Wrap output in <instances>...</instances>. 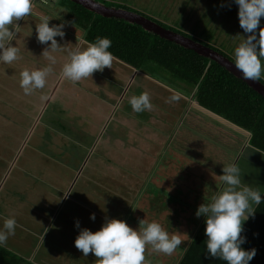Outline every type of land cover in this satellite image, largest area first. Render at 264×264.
Masks as SVG:
<instances>
[{"label":"rangeland","instance_id":"374dc122","mask_svg":"<svg viewBox=\"0 0 264 264\" xmlns=\"http://www.w3.org/2000/svg\"><path fill=\"white\" fill-rule=\"evenodd\" d=\"M125 1L130 10L171 26L182 25L178 28L191 30L204 43L233 58L240 35L246 36L234 0ZM57 42L64 50L50 53L55 64L43 55L46 44L37 38L35 43L29 42L35 51L29 61L35 64L30 67L42 69L39 64H51L61 72L73 44L66 37ZM27 53H18V62L27 59ZM21 67L16 70L15 61L0 62V70H4L0 72V228L6 218L15 217V235L4 245L10 251L28 255V247L36 241L28 230H34L33 225L42 227L37 218L30 220L34 215L47 221L52 217L51 228L59 225L58 234L49 228L50 233L40 235L38 254H30L39 264H97L92 253L85 257L75 247L77 220L81 228L92 231L105 218L123 219L134 229L143 219L155 220L170 234L188 239L187 232L199 217L193 214L191 222L187 206L176 212L170 205L160 206L156 196L171 199L175 194L197 206L207 202L221 186L223 165L234 161L241 168L242 183L263 193L264 153L244 146L248 133L240 128L242 135L191 96L169 86L163 81V72L159 74L165 79H156L114 57L112 68L105 67L76 83L51 72L46 84L51 88L49 95L56 92L57 100L47 101L48 89L43 88V98L24 93L20 73L28 67ZM144 92L149 94L152 108L140 116L128 101ZM174 96L179 97L171 99ZM151 185L158 188V194L149 192ZM92 213L95 220L90 219ZM178 253L180 247L167 256L148 245L146 264H173Z\"/></svg>","mask_w":264,"mask_h":264},{"label":"clouds","instance_id":"9594fccd","mask_svg":"<svg viewBox=\"0 0 264 264\" xmlns=\"http://www.w3.org/2000/svg\"><path fill=\"white\" fill-rule=\"evenodd\" d=\"M234 3L238 5L240 27L246 34L240 35L241 39L234 48L235 66L244 80L259 81L264 78V26H261L264 0H234ZM33 6V0H0V62L11 64L18 59L19 48L12 42L19 33L18 21L32 15ZM52 18L45 14L38 16L36 38L40 44L50 42L43 55L47 56L51 64H55V57L50 53L64 50L56 37L64 38L65 23L50 26ZM55 18L59 19V16ZM75 44L76 47L67 50L68 59L61 71L64 79L76 83L92 77L94 72H103L105 67L112 68L110 38L97 37L94 42H88L82 37ZM51 64L42 69H24L20 73V87L26 95L45 87L47 77L53 71ZM134 71L143 72L138 69ZM177 98L174 96L171 99ZM128 103L136 113L152 108L150 96L146 92L133 95ZM222 173L219 176L222 182L220 188L207 202L200 204L195 213L197 217L205 218L206 255L219 258L226 264H249L256 255V249L246 250L242 247L246 243L242 233L244 223L250 217H255L256 208L264 202L262 191L242 183L241 168L235 161L223 165ZM90 219L95 220L94 213L90 214ZM16 227L15 217L4 220L0 228V247L6 245L9 236L15 235ZM75 227L79 229L75 247L85 257L92 253L97 258V264H146L145 251L148 245L154 252L172 256L183 241L191 243L190 239L182 238L181 235L170 234L155 220L149 222L143 219L135 229L119 218H105L96 231L81 228L79 220L75 222ZM187 251L185 246L181 256Z\"/></svg>","mask_w":264,"mask_h":264},{"label":"trees","instance_id":"16d2710c","mask_svg":"<svg viewBox=\"0 0 264 264\" xmlns=\"http://www.w3.org/2000/svg\"><path fill=\"white\" fill-rule=\"evenodd\" d=\"M100 2L108 6L129 10L131 8L126 5L125 0H100ZM60 4L65 8L69 22L82 30L84 40L94 42L97 37L110 38L112 45L109 51L114 58L134 69L149 73L156 79L166 78L163 81H166L169 86L173 85V87L179 88V92L182 94L191 96V99L200 107L249 133L248 144L264 153V97L243 80L234 76L214 60L174 41L146 31L136 23L96 14L71 0H60ZM139 13L165 28L209 46L235 63L234 58L219 47L204 43L202 39L192 34L191 30L186 32L178 28L182 25L171 26L147 14ZM201 33L202 30L199 35ZM161 72L166 74L165 78L160 76ZM260 81L264 84L263 78ZM136 114L145 116L144 112ZM151 186L149 192L158 194V188ZM142 189L144 187H141L140 191ZM156 198L159 199L160 206L170 205L176 212L179 209L183 212L185 207L182 206H187L191 222H193L192 218L196 208L200 205L188 204L183 198L177 199L175 194L171 199H167L166 196L163 198L160 194ZM176 200H179L178 204H176ZM262 200H264V191ZM194 217L197 216L194 215ZM131 218L136 221L135 218ZM198 220V222H194V228L187 232L191 243L183 241L180 246L181 253L187 246V253L183 256L178 253L179 258L173 264H226L219 258L206 255L205 218L201 216ZM242 235L246 237V243L242 247L246 250L256 249V255L249 264H264V202L256 208L255 217H250L244 223ZM0 264L36 263L3 246L0 247Z\"/></svg>","mask_w":264,"mask_h":264},{"label":"crops","instance_id":"0c3cea01","mask_svg":"<svg viewBox=\"0 0 264 264\" xmlns=\"http://www.w3.org/2000/svg\"><path fill=\"white\" fill-rule=\"evenodd\" d=\"M33 13L32 15L30 16H27L23 19H21L20 21H18V24H19V33H17V37H16V40L15 41V44L16 46L19 48V53L20 52H25V50H28L29 53H27L28 55V58L27 59H24L23 62H18V59L15 61V67H16V70H21L22 67H28V70H34L30 67L31 64H35V61L33 63L29 62L30 60H33V57L35 56V51H31V49L29 48V46L33 45L32 43L29 44V42H33L35 43V38H36V24L39 23V19H38V16L41 15V14H45V15H49V16H52L54 18H52L50 21H49V24L50 26L52 24H60V21H65L66 22V25L64 27V32H65V35L64 37H66L67 41L68 40H71L72 41V48L76 47L77 44H75L76 42L79 43L80 39L83 37V33H82V30L80 28H78L77 26L71 24L69 22V20L67 19V16H66V10L65 8H63L60 4V0H46V1H42V0H33ZM56 16H59V19L58 18H55ZM10 29H11V26H9ZM56 39L58 41H60V37H56ZM84 39V38H83ZM13 41V42H14ZM12 42V43H13ZM47 45V48L50 46L49 44H46ZM23 47H26V49ZM125 64V63H124ZM129 66V65H127ZM39 67L42 68V67H46V65L44 64H39ZM130 67V66H129ZM19 68V69H17ZM134 70V69H133ZM62 71V69H61ZM0 72H4V70H0ZM52 72H54L55 74H60L61 72H57L56 70H53ZM51 73V72H50ZM49 73V75H50ZM61 75V74H60ZM162 84V83H161ZM45 89H48V91L45 93L46 97L48 98L47 101L49 100H57L56 99V92L54 93V95H49L50 94V85L47 83L44 87V90ZM175 91V89H172ZM56 91V90H55ZM179 92V91H178ZM171 95H174V94H171ZM34 96L36 98H43L44 95H43V89H37L34 91ZM179 97V96H177ZM16 98H18V94H16ZM60 103V102H58ZM60 108L58 106L56 112L58 113L57 115H60ZM209 113V112H208ZM145 115V114H144ZM117 117V116H116ZM115 117V118H116ZM220 119V118H219ZM221 122H224L226 124L227 122V125H230L228 123L227 120L225 119H220ZM232 124V123H231ZM232 127H234V129H238L237 131H239L242 135L243 130H239L240 128H238L237 126H235L234 124L231 125ZM48 127H51V126H48ZM246 132V131H244ZM248 138H249V133L248 135H246V138L245 140L243 141L244 142V146H246L248 144ZM50 206V205H49ZM53 209V208H52ZM54 210V209H53ZM46 216V215H45ZM40 217V216H39ZM38 216L34 215V216H30V220H33L34 218L36 219L35 221L36 222H42V227L40 228H37L35 225H33L32 227L34 228V230L30 231L28 230V233L31 234L33 236V238L36 240L32 245H30L28 247V255H22V254H19L17 252H15L16 254L22 256V257H25L26 259L28 260H31L33 261L34 263L36 264H39L38 262L34 261V257H30V254L32 253V251L36 252V249H38L36 246H37V243L42 240L43 238L40 236V235H47V233L52 230V229H55L54 232L57 233V229L59 228V225L56 226V227H50V225L54 224L53 222V218L50 217L52 220H48L47 219H41L39 218ZM34 222V221H33ZM48 226V227H47ZM51 230H50V229ZM58 234V233H57ZM42 235V236H43ZM49 235V234H48ZM51 235V234H50ZM48 237V236H46ZM49 243L51 244L52 242H50V239H48ZM52 245V244H51ZM53 247V246H52ZM48 249V248H47ZM52 252V249L50 251H48L47 253H51ZM38 254V252H36ZM46 253V252H45ZM35 254V253H34ZM33 254V256H34Z\"/></svg>","mask_w":264,"mask_h":264},{"label":"water","instance_id":"95a60500","mask_svg":"<svg viewBox=\"0 0 264 264\" xmlns=\"http://www.w3.org/2000/svg\"><path fill=\"white\" fill-rule=\"evenodd\" d=\"M75 3L81 4L86 9L107 17H116L123 19L130 23H136L140 25L144 30L155 33L162 38H165L170 41L192 49L195 52L203 55L205 57L214 60L226 70L232 73L234 76L240 78L255 91L261 94L264 97V84L259 81L244 80L242 73L236 68L235 63L231 61L228 57L222 55L218 51L210 48L207 45H204L201 42L195 41L190 37L184 36L183 34L176 32L172 29L165 28L156 21L150 19L149 17L137 12L132 11L122 7L108 6L104 3L96 0H71Z\"/></svg>","mask_w":264,"mask_h":264},{"label":"built area","instance_id":"2783aa9c","mask_svg":"<svg viewBox=\"0 0 264 264\" xmlns=\"http://www.w3.org/2000/svg\"><path fill=\"white\" fill-rule=\"evenodd\" d=\"M42 1H46V0H42Z\"/></svg>","mask_w":264,"mask_h":264}]
</instances>
